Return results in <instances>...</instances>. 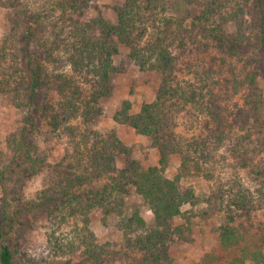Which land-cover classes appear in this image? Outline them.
<instances>
[{"label":"trees","instance_id":"obj_1","mask_svg":"<svg viewBox=\"0 0 264 264\" xmlns=\"http://www.w3.org/2000/svg\"><path fill=\"white\" fill-rule=\"evenodd\" d=\"M95 1L0 0L10 23V31L0 41V91L23 115L19 135L12 140L14 155L0 168V176L7 178L10 171L22 181L45 168L51 171L44 187L27 201H10L3 183L0 264H17L11 232L33 210L69 227L70 238L60 239L55 232L48 236L56 255L80 251L90 264H108L120 254L110 244L98 243L91 228L96 210L118 217L125 235L122 254L129 264H175L172 242L188 239L195 218L224 212L220 244L225 249L239 248L231 264H264V233L253 235L241 229L235 215L256 205L254 192L237 182L229 190L218 185L199 194L181 183L206 164V173L211 171L209 157L230 137L224 126L230 131L232 126L226 124L216 101V90L224 87L221 79L205 84L215 69L195 71L203 85L183 80L178 73L179 56L200 50L201 43H211L223 54L220 68L228 59L241 60L243 78L239 81L231 69V82L235 89L239 84L249 92L246 103H251L255 119L243 121L244 128L250 127L258 150L264 153V118L258 113L264 97L256 96L258 82L264 80V0H124L114 7L116 22L99 15L86 17ZM132 64L157 69L162 79L152 101L135 113L131 102L124 101L115 119L150 137L160 152L158 165L145 167L115 130L98 127L99 102L112 94V75ZM222 73L218 69V75ZM192 105L201 107L215 127L208 129L206 139L183 141L176 129L177 116ZM42 121L62 132L71 146L52 165L35 140ZM237 144L244 145L239 140ZM122 155L127 159L120 167ZM172 156L180 157L174 178L165 175ZM259 164L255 163L260 168L257 197L263 201L264 165ZM135 194L152 211L153 225L138 209H130L128 198Z\"/></svg>","mask_w":264,"mask_h":264},{"label":"rangeland","instance_id":"obj_2","mask_svg":"<svg viewBox=\"0 0 264 264\" xmlns=\"http://www.w3.org/2000/svg\"><path fill=\"white\" fill-rule=\"evenodd\" d=\"M124 0H96L93 6L86 12V17L104 16L112 22H116L114 7ZM6 9L0 7V41L10 31V23L6 19ZM201 49L194 48L181 54L178 59V73L183 80L204 84L197 78L195 71L203 69H215L216 73L212 79L205 82L212 85L213 79H221L223 89H217V104H220L226 124L232 126V130L226 129L230 137L226 138L223 146L209 157L208 164L201 172H192L182 178V185L192 186L197 193L210 192L214 187L223 185L230 189L232 184L241 183L244 188L254 192L252 198L256 202L255 206H250L249 210L236 211L237 224L241 229L247 230L253 235L264 233V200L258 199L257 189L259 187L258 171L259 167L255 163L264 165V153L258 150L256 136L251 134L250 127L244 128L245 120L253 122L255 112H250L251 103H246V96L249 95L246 87L238 84L235 89L233 74L231 69H235V75L239 81L243 76L240 72L245 70L241 60L228 59L226 65L219 67V63L224 59L211 43L200 44ZM218 69L223 73L218 75ZM162 73L157 69H142L137 64H132L128 70L112 75V94L103 97L99 106L102 109L101 115L97 118L100 129H113L122 142L131 148L132 157L141 161L145 167L158 165L160 159L159 150L152 145L148 136L140 135L127 123H120L115 119L117 111L124 101L129 100L132 104L131 113L139 111L143 103L152 101L161 82ZM264 97V80L258 82L256 96ZM264 99V98H263ZM262 111L259 116L264 118V100L262 101ZM22 112L12 102V100L0 91V168L3 170L9 164L14 155L12 140L19 135L23 125ZM41 131L35 135L36 143L40 146L41 154L46 158L49 165L60 161L63 156L70 151L71 146L68 138L60 131H55L49 127L45 121L41 123ZM212 118L204 112L201 107L188 106L177 116V133L183 141H191L194 138L206 139L209 135L208 129L214 128ZM251 134V135H250ZM251 137V138H249ZM229 138V139H228ZM249 138V139H248ZM237 140L244 145L237 144ZM240 148L238 153L237 148ZM244 154V151H247ZM125 156H120L118 165L124 166ZM180 165V157L172 156L169 165L165 169V175L174 178ZM1 173V172H0ZM211 173V174H210ZM209 174V175H206ZM0 176V206L4 197L3 183H6L9 200L19 199L21 202L35 198L38 192L46 184V180L51 176L48 168L40 173L18 181V175H13L7 171ZM212 175V176H210ZM13 176V179H12ZM258 200V201H257ZM130 209H138L150 225L154 224L152 211L147 207L139 195H131L128 198ZM189 209L190 205H185ZM226 213L217 212L208 219L197 217L191 234L187 240L176 239L170 247L171 255L175 264H231L232 259L239 254V248L225 249L220 244L219 227L223 224ZM91 228L94 231L97 241L100 244L108 243L115 250L119 251V258L108 264H129L122 254L125 246V235L118 224L116 215L108 217L100 210L92 213ZM69 227L60 226L56 221L47 217L38 210L30 211L23 218L21 223L15 225L11 232V245L15 251L17 264H90L80 251L70 255H56L48 241V236L56 233L58 238H70L67 235Z\"/></svg>","mask_w":264,"mask_h":264}]
</instances>
